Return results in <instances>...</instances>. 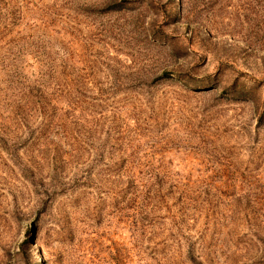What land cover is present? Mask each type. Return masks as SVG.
<instances>
[{
  "label": "rangeland",
  "instance_id": "1",
  "mask_svg": "<svg viewBox=\"0 0 264 264\" xmlns=\"http://www.w3.org/2000/svg\"><path fill=\"white\" fill-rule=\"evenodd\" d=\"M46 56L79 120H3ZM0 264H264V0H0Z\"/></svg>",
  "mask_w": 264,
  "mask_h": 264
},
{
  "label": "trees",
  "instance_id": "2",
  "mask_svg": "<svg viewBox=\"0 0 264 264\" xmlns=\"http://www.w3.org/2000/svg\"><path fill=\"white\" fill-rule=\"evenodd\" d=\"M36 59L39 65L45 67V70H38L34 80H29L22 72H14L13 78L5 80L2 102L3 120L21 122L42 120L46 124H55L62 129L66 120H79L76 114L78 99L76 97L67 98L68 92L63 87L64 60L59 59L55 62L47 56L44 59ZM69 109H72L71 113ZM134 178L133 175L127 176L129 181L124 190L135 207L133 208L136 210L135 213L140 216L147 212L148 204L144 202L161 201L165 194L159 186L140 187L136 185Z\"/></svg>",
  "mask_w": 264,
  "mask_h": 264
}]
</instances>
